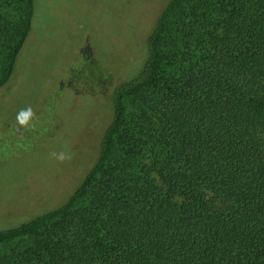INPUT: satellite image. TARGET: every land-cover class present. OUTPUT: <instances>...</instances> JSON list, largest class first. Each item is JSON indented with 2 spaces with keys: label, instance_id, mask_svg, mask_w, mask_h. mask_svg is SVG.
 <instances>
[{
  "label": "trees",
  "instance_id": "16d2710c",
  "mask_svg": "<svg viewBox=\"0 0 264 264\" xmlns=\"http://www.w3.org/2000/svg\"><path fill=\"white\" fill-rule=\"evenodd\" d=\"M34 9L0 0V88ZM146 52L92 165L0 230V264H264V0H169Z\"/></svg>",
  "mask_w": 264,
  "mask_h": 264
},
{
  "label": "rangeland",
  "instance_id": "374dc122",
  "mask_svg": "<svg viewBox=\"0 0 264 264\" xmlns=\"http://www.w3.org/2000/svg\"><path fill=\"white\" fill-rule=\"evenodd\" d=\"M168 1L35 0L31 33L0 88V230L68 199L96 158L112 89L142 68Z\"/></svg>",
  "mask_w": 264,
  "mask_h": 264
}]
</instances>
